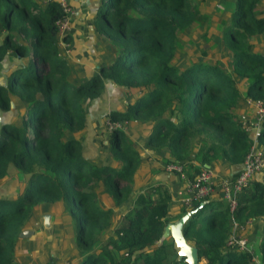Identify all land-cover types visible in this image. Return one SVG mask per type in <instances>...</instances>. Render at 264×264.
<instances>
[{"label": "trees", "instance_id": "1", "mask_svg": "<svg viewBox=\"0 0 264 264\" xmlns=\"http://www.w3.org/2000/svg\"><path fill=\"white\" fill-rule=\"evenodd\" d=\"M204 1L99 0L92 25L109 54L95 73L78 69L75 76L61 55L60 43L71 38L59 35L58 3L0 0V61L8 53L19 60L0 84V112L8 111L11 95L24 105L19 123H0V179L10 167L23 176L14 197H0V264H19L14 246L32 208L55 202L71 217L81 253L75 264H187L177 258L170 238L161 239L171 200L163 183L136 193L118 224L100 236L109 229L112 208L130 194L141 160L136 143L119 128L107 139L116 166L83 157L74 133L85 126L86 105L108 79L144 91L107 118L151 122L145 148L164 152L165 164L180 163L187 181L203 163L243 162L252 141L238 122L239 111L246 98L264 99V53L255 48V38L264 33L261 0H232L230 11L211 28L229 54V66L198 59L178 67L173 60L179 33L194 24L207 26L208 16L198 9ZM258 143L264 151V122ZM99 188L112 206L99 205ZM235 203L230 212L218 194L209 197L183 224L184 238L204 264H256L251 252L226 247L225 241L232 219L242 223L264 216V176L248 181ZM185 211L181 205L178 216ZM257 249L264 264V229Z\"/></svg>", "mask_w": 264, "mask_h": 264}, {"label": "crops", "instance_id": "2", "mask_svg": "<svg viewBox=\"0 0 264 264\" xmlns=\"http://www.w3.org/2000/svg\"><path fill=\"white\" fill-rule=\"evenodd\" d=\"M35 1L38 3L45 1L41 4H46L47 2H49V0ZM68 3L71 8V13L68 16L67 33L70 35L71 38L70 42L68 43V49L72 55L73 60L76 59L79 61H84L87 65V59H81V57H84L85 52L89 50V48L87 47L89 43L88 33L94 36L97 35L93 29L92 20L98 7L99 0H68ZM261 5L262 10H264V0H261ZM96 47L98 46L96 45ZM255 48L257 51L264 53V33L255 38ZM92 56H94L95 58V61L93 62L95 63L97 61L98 63V51H96L95 55ZM97 63H95V67H97ZM79 65L82 69L87 67L83 64ZM91 68L92 67H90V70ZM88 69L87 72H85V75H88ZM83 71H86V69H84ZM107 95L110 97L109 93H107ZM105 97L106 95L99 98L97 97V99H94L92 103L89 102L90 104L88 103V106L86 105L85 126L82 130L74 133V136L81 135V139L84 136V139L81 140L82 146L84 140L87 142L91 136L89 134L90 128H88V125L91 124L94 128L93 122L90 123V121L92 120L91 115L93 114V116L97 117L101 115L97 114L96 111L104 108L99 103H101ZM108 112H110V110L104 109L103 114H108ZM240 112L252 115V109L248 108L245 105L242 107V110H240L239 113ZM85 132L89 133L85 134ZM75 138L78 139V137L76 136ZM88 147L95 146L88 145L87 148ZM137 150L139 153V159L141 161L139 166L135 170L131 192L126 198V201L129 202L130 206L132 198L135 196L136 193L140 192L141 188L152 183H163L167 186L171 194V200L168 206V215L170 217L169 222L176 220L180 217L178 216L181 207L180 198L182 193V187L186 182V179L183 180L176 173L166 172L164 170L165 163L158 160L157 155H155L156 152L148 150L145 147L142 148L138 145ZM142 152L144 153L142 154ZM142 155H144V157ZM146 155H148V157L146 158L147 160L145 159ZM86 159L96 163V161L91 158L86 157ZM108 164H111L110 166H116L117 162L114 160ZM99 165L107 164L99 163ZM232 165L233 164H229L227 162H223L221 160L216 159L214 161H211L210 163H203L201 167L210 169L213 178L217 179L222 176L230 175L231 173H237L233 170ZM263 176L264 171L257 172L256 174H254L253 178H255L256 180H260ZM131 194L134 195L130 198ZM97 196L99 205L101 207L108 208L109 206H112L110 198L107 196L106 193L102 191V188H99ZM215 196H217V194H215L214 197ZM117 208H119L120 210L122 209V212L128 209L126 208V206L124 207V205L122 206V208L119 206ZM43 215L49 216L48 226H45L42 223ZM22 229H27L29 232L28 235L25 237L18 236L15 242L14 258L19 264H45L46 262H51L52 264H75L79 260L81 253L75 245L74 230L71 217L66 211H64L61 203L55 202L51 205L38 204L34 206L31 211L30 220L28 221V223H26L25 226L21 228V230ZM263 229L264 216H261L257 219L252 220V224L248 226L246 231H244L245 238L247 241V251L252 253V259L255 261L256 264H260L257 248ZM108 230H110V228ZM204 262L205 260L203 258H200L197 264H204Z\"/></svg>", "mask_w": 264, "mask_h": 264}, {"label": "rangeland", "instance_id": "3", "mask_svg": "<svg viewBox=\"0 0 264 264\" xmlns=\"http://www.w3.org/2000/svg\"><path fill=\"white\" fill-rule=\"evenodd\" d=\"M231 1L232 0H205L203 3L198 5V9L200 10V12L208 16V23L206 24L207 26L204 28H201L197 26L196 24H194L190 28H188V30H183L181 33H179V36L177 39L178 47L175 52V57L173 60V62L178 67H184L190 62L198 60V59L206 60L209 62H213L214 60H219L221 65L229 66V54L226 51V48L220 42L218 36L214 33L212 34L211 28L214 26V23L216 21L221 19L223 16L227 14V12L230 11L231 4H232ZM42 2H45V1H42ZM217 5H219L221 8L223 7L225 9V12L226 11L227 12L225 13V12L220 11ZM202 31L203 33L207 31H210V32H207V36L203 37L201 35ZM88 37H89V43L87 47L89 48V50L87 48L88 51L85 52L84 57L80 56L81 59L82 58L87 59V62H88L87 65L84 61H79L76 59L73 60L72 55L68 49V44L61 42V44L63 45L61 46V55L69 63V67L71 70L70 74L72 75L76 76L78 69L81 71V73L85 74L88 68H89L88 75L95 73L97 67H95L94 65L95 63H97V61L95 63L93 62L95 61V58L92 55H95L96 51H98L99 62L101 61L105 62L106 56L107 54H109V49L107 48V45L104 43V39L102 37L100 38L97 35L94 36V35H91L90 33H88ZM96 45L99 48L96 47ZM23 60L24 59H22L21 61L23 62ZM18 61L19 60H16V58L11 53H8L4 57V59L0 61V84H5L6 77L8 74V69H10L11 66L16 65ZM99 62L97 63V66ZM79 64L86 65L87 67L84 68L86 69V71H83L84 69H82ZM90 67H92L91 70H90ZM103 81H104L103 90L99 97H103L105 95L106 97L104 99L102 98L103 101L99 104L104 108L96 111L97 114H101L100 116H98L100 118H98L97 116H93V114L91 115L92 120L90 121V123L93 122L94 128L92 127L91 124L88 125V128H90V133L85 132V134L89 133L91 136L87 142L84 140L83 146L81 144V147H82L81 152H82L83 157L86 156L88 158H91L94 161H96V163L98 164L105 163L107 165H111L108 163H111L112 161H114V159L112 155L110 154V151L108 149V144H107L108 135L111 130L108 128V124H106L107 114H103V111L104 109L110 110V111L111 110L113 111L115 109L123 110L129 102H131L134 98H136L140 94L141 90H137L135 88L128 89L122 86H118L108 79L107 80L104 79ZM240 92L242 93L243 91L240 89ZM107 93H109L110 97L107 95ZM10 98H11V104H10L8 111L0 112V123L1 122L19 123V118L22 116L24 112V105H21L17 101L15 96L11 95ZM92 102L93 100L90 101V103ZM150 125H151V122L137 123L136 121H119L118 128L123 130L126 135L128 134L127 137L131 141H133L134 143H136V145L141 146L143 148L145 147L143 142H144L145 137L150 131ZM75 136L78 137L80 142L82 139H84V136L82 137V139L80 137L81 135H75ZM93 136H94V139H93ZM88 145H94L95 147L87 148ZM143 153L144 152H142V154ZM164 154H165L164 152L163 154L162 152L160 153L157 152L155 155H157L159 161L164 163V161L162 160L163 159L162 155ZM142 156L144 157V155ZM147 157L148 155H146L145 159ZM22 178L23 176H19L16 173V170L11 169L10 167L6 175L2 179H0V197H4V198L14 197L20 189L21 182L23 181ZM147 186L149 185L144 186L143 188H141L140 191H143ZM133 195L134 194H131L130 198ZM123 205L124 207L126 206V208H129V202H127L126 199L124 203L121 204L119 207L122 208ZM124 212L125 211L122 212V209L120 210L117 207L112 208V214L110 216L111 223L109 225L110 230H112L113 226L118 224ZM251 224H252V220L249 223V226ZM107 230H105V232L102 231L100 236L105 238L106 235L109 234ZM244 233L245 232L243 231L242 235L245 236Z\"/></svg>", "mask_w": 264, "mask_h": 264}, {"label": "built area", "instance_id": "4", "mask_svg": "<svg viewBox=\"0 0 264 264\" xmlns=\"http://www.w3.org/2000/svg\"><path fill=\"white\" fill-rule=\"evenodd\" d=\"M54 1L58 3L63 13V18L57 22L59 35H62L68 30V16L71 13V8L68 0ZM262 13L264 16V10ZM245 106L252 109V115L240 113L238 122L241 128L249 133L252 144L242 162V169L237 173L214 179L210 169L201 168L190 181L186 180L182 187L180 204L186 211L192 209L195 202L205 201L207 198L218 194L228 203L229 211L231 212L236 204V193L253 178L254 174L264 171V151L259 147L258 143L261 124L264 122V99L252 100L246 98ZM118 123L106 120L110 130L118 128ZM182 167L180 163L169 162L164 165V170L168 173H176L185 180ZM250 222L251 220L249 219L242 223L232 219L231 232L225 241L226 247L240 251L248 250L247 241L242 232L246 231Z\"/></svg>", "mask_w": 264, "mask_h": 264}, {"label": "water", "instance_id": "5", "mask_svg": "<svg viewBox=\"0 0 264 264\" xmlns=\"http://www.w3.org/2000/svg\"><path fill=\"white\" fill-rule=\"evenodd\" d=\"M233 170L235 172H238L242 169V164H233L232 165ZM234 174V173H231ZM230 174V175H231ZM204 202L201 201L198 204L197 208H192L188 211H186L182 216L177 218L176 220L172 222H167L163 228V232L161 235V239L170 237L174 246L177 248V258L178 259H183L184 262L187 264H197L198 262V257H197V250L196 248L187 242V240L183 236L182 232V227L185 221L192 215L194 214L198 208L203 206ZM43 220L42 223L45 226H48V215H43ZM28 230L27 229H22L19 231L18 236L19 237H25L28 235Z\"/></svg>", "mask_w": 264, "mask_h": 264}, {"label": "clouds", "instance_id": "6", "mask_svg": "<svg viewBox=\"0 0 264 264\" xmlns=\"http://www.w3.org/2000/svg\"><path fill=\"white\" fill-rule=\"evenodd\" d=\"M60 46H63L61 43H60ZM107 120H109L108 118H107ZM110 121V120H109ZM111 122H119V121H111ZM206 201V200H205ZM205 201H203V202H205ZM186 212V211H185Z\"/></svg>", "mask_w": 264, "mask_h": 264}]
</instances>
